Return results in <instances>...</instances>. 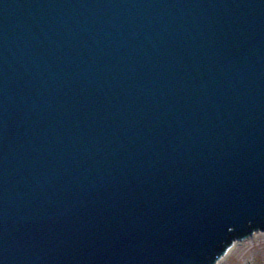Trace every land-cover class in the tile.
<instances>
[{
    "label": "water",
    "instance_id": "obj_1",
    "mask_svg": "<svg viewBox=\"0 0 264 264\" xmlns=\"http://www.w3.org/2000/svg\"><path fill=\"white\" fill-rule=\"evenodd\" d=\"M264 234V0H0V264H218Z\"/></svg>",
    "mask_w": 264,
    "mask_h": 264
},
{
    "label": "rangeland",
    "instance_id": "obj_2",
    "mask_svg": "<svg viewBox=\"0 0 264 264\" xmlns=\"http://www.w3.org/2000/svg\"><path fill=\"white\" fill-rule=\"evenodd\" d=\"M236 242V249L218 264H264V234L255 233Z\"/></svg>",
    "mask_w": 264,
    "mask_h": 264
},
{
    "label": "bare ground",
    "instance_id": "obj_3",
    "mask_svg": "<svg viewBox=\"0 0 264 264\" xmlns=\"http://www.w3.org/2000/svg\"><path fill=\"white\" fill-rule=\"evenodd\" d=\"M236 247H237V242L234 243V245L230 248V250L227 252V254L225 256L231 254L236 249Z\"/></svg>",
    "mask_w": 264,
    "mask_h": 264
}]
</instances>
